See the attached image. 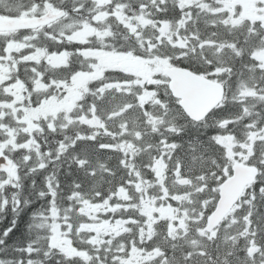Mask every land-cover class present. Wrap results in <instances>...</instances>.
<instances>
[{
	"label": "trees",
	"instance_id": "trees-1",
	"mask_svg": "<svg viewBox=\"0 0 264 264\" xmlns=\"http://www.w3.org/2000/svg\"><path fill=\"white\" fill-rule=\"evenodd\" d=\"M30 1L42 7L47 4L59 6L66 11L65 17L68 18L75 14L73 6L79 0ZM117 2L129 7L130 10L147 6L151 12L149 18L156 23L169 22L171 27L176 29L180 22L183 23L181 35L188 38L189 46L194 44L196 48L190 50L187 45L185 47L172 45L166 39L157 43L154 37L148 36L149 29L144 31V35H136L113 20L109 23L112 35L98 43V50L95 51L124 49L128 54L131 52L146 61L154 58L169 59L173 66L189 68L221 82L226 87L225 99L204 121L193 122L179 108L169 91L168 79L160 73L156 77L157 84L140 88L153 92L159 100L172 107L169 114L164 117H172L174 130L169 133L163 127L155 131L152 122L154 118L147 116L153 108L151 104L142 105L138 98L142 92L137 88L134 100L116 89H108L104 93L99 91L106 85L127 83L132 80V75L123 71L107 70L101 78L90 83L93 92L81 98L72 110L43 119L33 128L23 121L24 113L19 110L22 109V105L37 107L44 100L55 98L64 86L74 88L78 81L81 82L83 76L88 75L89 56L95 52L92 51V47L96 48L92 46L95 41L89 47L68 39L71 20L68 22L66 18L59 21L58 26H54L57 24L55 23L39 29L41 33H46L42 36L44 43L37 41L39 48H46L49 52L66 51L69 58L63 68H53L46 60H42L32 69L25 66L26 63L30 64L29 61L21 62L16 59L8 62L12 69L11 80L0 86V100L4 98L1 100L3 104L8 101L14 102L13 93L9 97L10 93L3 92L12 84L19 90V94L22 93L24 101L17 103L14 109L0 108V142L8 143L4 154L12 159L17 169V177L11 181H7L9 177L0 172V264H101V262L120 264V261L114 258V251L118 245L125 244L128 250L127 258L130 256L131 248L148 244L145 241V234L137 232L146 230L143 228L144 217L136 209V205L139 204L138 197L142 194L136 187L139 177L149 180L152 184L149 194L154 196L158 190L157 194L162 196L164 188L158 189V176L154 171L160 159H166L170 172V168L174 170L175 162L184 164L191 153L202 150L197 146L199 142L205 145L204 152L212 153L215 150L217 152L220 146L216 145L214 137L226 134L229 129L222 130L217 123L212 124L211 121L215 118L237 120L243 110V103L239 100L243 99L246 101L244 106L249 105L254 113L264 116V67H258V61L254 57L264 50V27L258 20H246L238 27H233L222 20H217L215 15L203 8L200 3L182 8L179 0L155 3L142 0ZM202 2L213 5V0ZM22 10L21 5L13 11L4 10L0 6V13L5 16L21 15ZM187 12L191 13L190 17ZM19 34V32L0 34L2 48L5 49V44L15 41ZM148 39L152 44L151 49L147 48ZM208 42L215 45L232 43L235 47L229 54L220 53L216 48L212 50L209 46L199 48ZM196 50L198 53L194 54ZM26 52L25 50L22 53ZM22 53L19 51L15 57ZM4 58H7V53H4ZM14 62L22 64L20 71L13 68ZM216 71L222 73L218 74ZM37 85L45 86L47 89L35 91ZM258 88H262V91L256 92L255 96H251L250 93L246 96L247 90ZM236 90L242 92L238 98ZM93 105H96L97 114L102 116L104 124V127L97 130L89 127L95 125L94 123L89 126L85 123V115H91ZM205 121L208 122L207 125L203 123ZM125 123H128L126 129ZM263 126L264 124L257 128L249 127L247 129L249 137L258 131H264ZM140 132H143V135ZM164 133H167V136L162 135ZM31 139L35 140L34 145H28ZM129 141L136 145L133 155L119 148ZM168 145L175 146L172 148L173 152L165 148ZM259 169L257 182L241 198L239 202L241 208L235 215L238 224H243L246 217H252V231L255 236L253 235L250 244L264 252V165ZM207 175L214 177L210 171L199 175L195 173L192 181L198 182L199 188L206 184ZM226 178L222 177L220 183ZM207 186L215 188L213 202L217 203L216 185ZM120 189L128 193L130 201H124V196L118 199ZM174 192L178 190L170 191ZM113 194L116 197L111 199L112 204L122 208L116 213L110 212L113 222L119 220H129L128 224L134 222L133 226H128L129 228L122 234L124 236L120 238V235L113 243L107 242L100 247L93 246L90 237L83 233L77 237L73 236L75 250L90 256V261L86 263L73 256L70 250L53 245L51 231L53 219L50 217L53 210H57L59 221L68 223L75 232L79 229L81 220L82 222L88 220L84 215L86 211L80 212L81 208L83 209L82 202L106 201ZM163 235V229L157 227V232L152 238L157 241ZM237 237L238 235L235 236L236 239ZM235 242L233 239L231 243H226L225 237L221 236L211 243L210 249L213 250L217 245L222 249L230 245L232 250L236 247L238 250L244 244V239L240 237V240ZM145 247H142L143 251ZM156 248L165 249L162 246ZM248 252L250 254L255 252V248H250ZM239 256V253L231 256L230 264H239L234 260Z\"/></svg>",
	"mask_w": 264,
	"mask_h": 264
},
{
	"label": "rangeland",
	"instance_id": "rangeland-1",
	"mask_svg": "<svg viewBox=\"0 0 264 264\" xmlns=\"http://www.w3.org/2000/svg\"><path fill=\"white\" fill-rule=\"evenodd\" d=\"M117 1L79 0L73 6L74 11H76L75 14L72 17H64L62 19L66 18L68 22L71 20L68 33L72 34L69 35L67 33L68 39L89 47L95 41L92 46L96 48L92 47V50H98V43L112 35L109 23L116 20L127 27L130 32H135L136 35H144V31L149 29L148 36L154 37L157 43H161L163 39H166L172 45L180 47L187 45V48L190 50L196 48L194 44L189 46L188 38L181 35L180 29L183 23L180 22L177 29L171 27V23L169 22L156 23L149 18L151 12L147 6L143 5L137 10H130L129 7L127 8ZM142 1L155 3L163 0ZM179 3L182 8L200 3L203 8L214 14L217 20H222V22L230 24L233 27H238L246 20H258L264 27V0H213V5L202 2V0H179ZM18 4L23 7V10L22 14L16 17L22 18L46 14L48 9H51L54 13L62 10L59 6L51 4L42 7L30 0H0V6L7 11H13L14 8L20 7ZM186 14L190 17L191 13L187 12ZM59 24L58 22L54 26H58ZM41 32L34 30L20 33L15 38V41L4 45L5 49L2 48L3 45H0V78L5 79L3 81L11 80L12 69L8 66V62L12 60L19 59L21 62L29 60L30 64L26 63L25 65L23 63V65L31 69L37 67V64H40L42 60H46L53 68H63L66 65L69 58V54L66 51L49 52L46 48H39L37 46V41L42 43L45 41L42 36L46 33ZM147 41L149 43L147 48L151 49L152 44L149 42V39ZM204 46H209L212 50L216 48V51L227 54L232 53L231 49L235 47L232 43L215 45L208 42L203 43L199 48L202 49ZM25 50L27 52L23 54L22 52ZM19 51L23 56L19 55L15 57V54ZM4 53H7V58H4ZM197 53V50L194 51V54ZM254 57L258 61V67H264V50ZM85 59L87 58L85 57ZM89 59L88 65L90 71L88 75L83 76L81 82L78 81V84L74 88L64 86V89L55 98L44 100L37 107H25L22 105V109L20 108L19 110L24 113L22 115L24 123L34 128L43 119L57 116L62 112H69L81 98L83 99L89 92H93L90 85L92 81L101 78L107 70H120L132 75V80L127 83L109 84L102 87L99 91L104 93L108 89H116L119 92L128 94L131 96V100H134L137 88L142 92L138 95L142 105L151 104L150 106L153 108L152 112H148L147 115L149 118L150 116L154 118L152 121L154 125L153 129L158 131L164 127L169 133L174 130L172 117L165 118L172 107L159 100L153 92L140 88L146 85L157 84L158 78L156 77L160 73L163 74L164 68L173 66L169 59L154 58L153 60L146 61L144 58L136 57L131 52L128 54L124 49L95 51L92 56H89ZM14 63L13 68L20 71L22 64ZM216 72L218 74L222 73L221 71ZM5 82L0 83V86ZM46 89L42 85L35 87V91ZM18 91L12 84H9L8 89H4L3 92L5 94L10 93L9 97L13 93L14 102L8 101V103L3 104L1 100L4 98L2 97L0 100V108L2 110L7 108L14 109L17 103L24 101L22 93L19 94ZM258 91H262V88L247 90L246 96L248 93L251 96H255ZM235 94H237L238 98L239 94L242 95V92L236 90ZM176 101L178 103V100ZM239 102L243 103V110L242 115L236 118L237 120L215 118L211 121L212 124L217 123L222 130L229 129L226 134H218L214 137L216 145L220 146L217 152L216 150H213L214 152L212 153L204 152V148L206 147L203 143L199 142L197 146L201 147L200 149L202 150L191 153L184 164L175 162L174 170L170 168V172L166 159H160L157 162L158 164L156 163L154 171L158 176V189L160 187L164 188V190L162 189L164 195L159 196L157 194L158 190L155 191L154 196L149 194L148 191L152 184L149 180L139 177L136 187L138 192H142V194L138 197L139 204L136 205V209L144 217L143 228L146 230L145 232H137L145 234V241L148 244L131 248L129 251L130 256L127 258L126 252L128 250L125 244L118 245L116 251H114V258L118 259L120 264H230V257L237 253L240 256L234 260L239 264H264V252H260V249L250 244L253 235L255 236L252 231V217H246L243 224H238L237 222L235 214L241 208V204L235 207L227 217V220L218 229L211 233L205 230L207 218L214 211L217 204L213 202L215 188L212 189L211 186L207 185H216L219 199L218 188L221 184L220 179L222 177H229L232 174V166L235 163L246 162L249 165L257 167L264 165V146H261V144L264 145V131H258L255 135L251 134L250 137L247 131L249 127L257 128V126L263 125L264 116L254 113L249 105L244 106L246 101L243 99L239 100ZM97 113L96 105H93L91 115H85L86 125L89 126L91 123H94L95 125L89 127L95 130L99 127H104L102 116ZM131 123H133V120H131ZM203 123L207 125L208 122L205 121ZM127 127L128 123H125L124 128L126 129ZM143 132H140V134L143 135ZM162 135L167 136V133ZM229 137L233 139L231 143L228 142ZM34 144V139H31L28 143V145ZM7 145L8 143L0 142V155L4 154ZM119 148L125 153H131L132 155L136 151V145L132 141L123 144ZM165 148L172 150L175 146L168 145ZM207 171H210L215 178L207 175L205 177L207 179L206 184L198 188V182L192 181V177H194L195 173L199 175ZM4 174L9 177L7 181H11V179L17 177V169L16 167L6 169ZM200 178H203L202 175ZM185 180L187 184H182ZM172 189H176L178 192L170 193ZM122 196H124V201H130V198L127 197L128 193L124 192V189H120L117 197L120 199ZM114 197H116L115 194L106 201H98V203L84 200L82 202L83 209L81 208L80 212L86 211L84 215L88 220L84 222L81 220L79 229L75 232H73V228L68 223L59 221L57 210H53L50 214V217L53 219L51 228L53 245L61 247L64 250H70L73 256L86 263L90 261V256L86 255L85 252L82 253L75 250L73 236L77 237L80 233H83L85 236L90 237V242L93 243V246L98 245L99 247L107 242L113 243L120 235V238L124 236L122 234L129 228L128 226H133L134 222L131 221L129 224L127 223L129 220L113 222L110 212L113 213L115 211L116 213L117 210L122 209L121 206H114L112 204L111 199ZM157 227L163 229L164 235L158 238L157 241H154L152 237L157 232ZM237 235L236 239L235 236ZM221 236L225 237L226 243H231L233 239L237 243L241 237L244 239V244L238 250L237 247L232 250L230 245V248L226 246L223 249L217 245L211 250V243L220 239ZM143 246H146L144 248L145 251L142 250ZM156 246H162L165 249L156 248ZM247 246L249 247L247 248ZM250 248H255V252L250 254L248 252ZM168 250L170 251L169 253ZM69 255L71 256L70 253ZM101 264L105 263L101 262Z\"/></svg>",
	"mask_w": 264,
	"mask_h": 264
},
{
	"label": "water",
	"instance_id": "water-1",
	"mask_svg": "<svg viewBox=\"0 0 264 264\" xmlns=\"http://www.w3.org/2000/svg\"><path fill=\"white\" fill-rule=\"evenodd\" d=\"M66 11L57 13L48 9L40 16L7 17L0 13V33L37 30L63 19ZM163 74L168 79V88L174 99L178 100L184 114L193 122L204 121L224 100L226 87L207 76L189 68L169 66ZM229 143L232 137L228 138ZM13 161L7 155H0V171L11 169ZM260 174L255 165L237 162L232 166V174L219 185V199L216 208L207 219L206 232L217 229L233 208L239 203L246 190L254 185ZM182 184H187L183 181Z\"/></svg>",
	"mask_w": 264,
	"mask_h": 264
},
{
	"label": "flooded vegetation",
	"instance_id": "flooded-vegetation-1",
	"mask_svg": "<svg viewBox=\"0 0 264 264\" xmlns=\"http://www.w3.org/2000/svg\"><path fill=\"white\" fill-rule=\"evenodd\" d=\"M48 11V10H47ZM62 20V19H61ZM60 21V20H59ZM59 21H57V22H55V23H58ZM55 23H53V24H55ZM53 24H51V25H53ZM50 25V26H51ZM47 27H49V26H47ZM43 28H46V27H43ZM40 29H42V28H40ZM37 30H39V29H37ZM30 31H34V30H30ZM19 33H25V32H27V31H18ZM18 32H13V33H18ZM9 33V32H8ZM10 33H12V32H10ZM92 51H95V50H92ZM21 56H23V54H20ZM29 61V60H28ZM27 61V62H28ZM3 80H5V79H3L2 77L0 78V83H2V82H5V81H3ZM216 81V80H215ZM6 82H8L7 80H6ZM4 84V83H3ZM222 104V103H221ZM220 104V105H221ZM233 140V139H232ZM244 163H246V162H244ZM247 164V163H246ZM258 168H260V167H258Z\"/></svg>",
	"mask_w": 264,
	"mask_h": 264
}]
</instances>
